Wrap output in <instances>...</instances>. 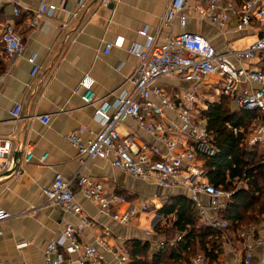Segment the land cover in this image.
<instances>
[{"label": "crops", "instance_id": "obj_1", "mask_svg": "<svg viewBox=\"0 0 264 264\" xmlns=\"http://www.w3.org/2000/svg\"><path fill=\"white\" fill-rule=\"evenodd\" d=\"M102 1L89 0L80 9L79 0H52L57 7L53 18L42 17L36 29H29L27 25L38 7L37 1L0 0V29L4 24L12 23L24 42L21 57L11 61L0 54V146L3 142H10L11 159L16 163L14 173L0 171V210L12 216L0 221V264H44L43 253L47 244L60 241L67 223H78L76 217L63 215L57 207L46 206L43 190L51 185L55 174L70 181L80 168L77 150L69 144L67 136L77 133L82 142L87 143L100 131L94 119L95 107L86 106L81 100L79 83L85 75L94 81L95 100L113 103L124 91L131 90L127 80L138 64V59L128 56L127 50L146 45L147 37L154 38V45L160 46L169 36L193 33L204 37L217 52L223 53L228 43L238 47L252 43L262 28L260 24H253L240 31L235 29V20L230 19L226 29L219 30L192 13L188 14L184 29L179 26L178 19L169 28H162L161 19L169 0H108L105 7ZM15 6L20 15L12 19ZM143 31L145 36L141 35ZM118 39L122 40L121 47H113L106 54L105 45ZM31 57L40 67L34 77L30 76L31 64L28 63ZM256 64L257 61L246 62L244 67ZM257 67L264 75V62ZM210 81L216 82L215 79ZM161 85L167 91L187 88L186 83L176 80L163 79ZM260 88L264 85L243 84L238 93ZM202 96L207 105L226 98L217 94L214 87L203 88ZM15 105L22 107L19 119L12 116ZM230 107L237 109L231 100ZM42 116L50 117L48 125L40 122L38 118ZM257 125L264 124L256 122L251 130ZM117 131L121 137H132L138 146L156 143L133 120L118 126ZM20 146L31 149V162H22L24 153ZM44 154L47 158L41 161ZM81 174L103 185L109 193L123 197L126 202L144 200L156 204L161 201L163 207L168 198L184 192L157 190L152 184L116 170L103 160L89 161ZM71 189L83 215L94 225L82 231L83 243L94 244L105 230L109 232L106 238L110 245L120 248L138 240L148 244L151 254L176 242V238L167 240L156 231L157 226L165 223L162 208L155 213L150 211L147 218H137L129 225H121L105 216L97 205L84 200L75 181ZM201 199L206 203L205 198ZM126 209L127 203L118 205L113 211L122 213ZM197 222L201 224L198 219ZM255 230L263 239L264 223L255 225ZM253 242L251 237H235L230 244L223 241L216 264H242L243 245H252ZM20 245L22 247L17 248ZM262 251V248L255 249L249 264H260ZM105 256L110 260L108 254Z\"/></svg>", "mask_w": 264, "mask_h": 264}, {"label": "built area", "instance_id": "obj_2", "mask_svg": "<svg viewBox=\"0 0 264 264\" xmlns=\"http://www.w3.org/2000/svg\"><path fill=\"white\" fill-rule=\"evenodd\" d=\"M36 1L38 7L27 25L29 29H36L42 17L53 18L57 10L52 0ZM88 2L79 0V8ZM107 2L103 0L102 5L105 7ZM191 13L219 30L226 29L230 19L235 20V29L240 31L253 24H260L262 28L252 43L242 47L228 43L223 53L217 52L207 39L193 33L169 36L160 46L154 45V38L147 37L146 45L127 50L128 56L138 59V64L127 80L131 90L124 91L113 103L96 101L94 81L87 75L81 79V100L86 106L95 107L94 119L100 131L87 143L82 142L77 133L67 136L69 144L77 150L80 168L70 181H66L61 174H55L51 185L43 190L46 206L57 207L63 215H71L78 220L76 224L67 223L64 226L59 242L50 241L47 244L43 253L44 264H128L124 248L109 244L106 238L108 230L98 236L94 244L81 241L82 231L94 225L83 215L75 200L71 189L74 181L84 200L97 205L105 216L121 225H129L137 218H147L150 211L155 213L162 208L161 201L156 204L144 200L126 202L123 197L109 193L103 185L83 176L81 170L89 161L95 160L106 161L116 170L152 184L157 190H182L188 193L201 225L220 233L227 244L235 237L254 238L252 245H243L242 264H249L253 251L259 248L263 249L259 263L264 264V237L260 239L256 235L255 226L235 235L228 224L218 218L224 200L229 199L232 193L224 192L208 182L204 165L207 159L215 156L216 148L213 135L202 117V112L207 108L202 96V89L206 87H214L217 94L230 99L238 109L264 113V88L238 93L239 86L243 84L264 85L262 69L257 67V64L264 62V0H169L161 27L169 28L178 19L179 26L184 29ZM19 15L20 10L15 6L12 19ZM141 35L145 36V32H141ZM121 45L120 39L106 44L105 53L109 54L111 48ZM0 46V54L5 60L13 61L22 56L24 42L12 23L1 27ZM251 61H257V64L244 67L246 62ZM28 63L31 64L30 76H36L40 67L34 57L29 58ZM163 79L186 83L187 88L167 91L161 85ZM211 79L216 82L207 83ZM201 104L205 105L204 109L200 108ZM21 109L20 105L14 106L13 118H20ZM38 119L45 126L50 122L49 116ZM127 120H133L156 143H141L138 146L132 137H121L117 128ZM232 131L234 135L238 134V130ZM244 141L249 148L259 145L264 149V125L254 127ZM20 149L24 153L22 162H31V149L27 146H20ZM11 155L10 142H3L0 146V171L11 168ZM46 158L44 154L41 161ZM126 203L124 212L113 211L118 205ZM10 218L12 216L0 210L1 222ZM20 247L22 245L17 246ZM188 264L209 262L199 253L190 258Z\"/></svg>", "mask_w": 264, "mask_h": 264}, {"label": "trees", "instance_id": "obj_3", "mask_svg": "<svg viewBox=\"0 0 264 264\" xmlns=\"http://www.w3.org/2000/svg\"><path fill=\"white\" fill-rule=\"evenodd\" d=\"M206 107L202 117L213 135L216 154L206 160L204 170L208 172L210 185L232 193L224 200L218 218L237 235L264 223V151L259 145L249 148L244 141L254 123L264 124V113L233 110L226 98L208 103ZM233 129L238 130L237 135L233 134ZM168 199L161 211L165 223L157 226L156 231L167 240L176 238V242L151 254L147 243L130 241L123 246L127 263L188 264L190 258L200 252L209 264H216L224 241L222 235L197 222L188 193Z\"/></svg>", "mask_w": 264, "mask_h": 264}, {"label": "water", "instance_id": "obj_4", "mask_svg": "<svg viewBox=\"0 0 264 264\" xmlns=\"http://www.w3.org/2000/svg\"><path fill=\"white\" fill-rule=\"evenodd\" d=\"M12 161H13V164H12L11 168L8 171H6L7 173H14L16 170V163L13 159H12Z\"/></svg>", "mask_w": 264, "mask_h": 264}, {"label": "rangeland", "instance_id": "obj_5", "mask_svg": "<svg viewBox=\"0 0 264 264\" xmlns=\"http://www.w3.org/2000/svg\"><path fill=\"white\" fill-rule=\"evenodd\" d=\"M207 83H209V84H214V82H211V81H208ZM200 108L204 109V108H205V105H204V104H201V105H200ZM191 258H192V257H191Z\"/></svg>", "mask_w": 264, "mask_h": 264}]
</instances>
